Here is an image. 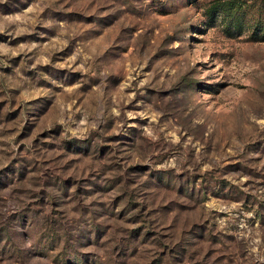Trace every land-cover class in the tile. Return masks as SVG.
<instances>
[{
	"label": "rangeland",
	"instance_id": "rangeland-1",
	"mask_svg": "<svg viewBox=\"0 0 264 264\" xmlns=\"http://www.w3.org/2000/svg\"><path fill=\"white\" fill-rule=\"evenodd\" d=\"M226 1L0 0V264H264V0Z\"/></svg>",
	"mask_w": 264,
	"mask_h": 264
},
{
	"label": "trees",
	"instance_id": "trees-1",
	"mask_svg": "<svg viewBox=\"0 0 264 264\" xmlns=\"http://www.w3.org/2000/svg\"><path fill=\"white\" fill-rule=\"evenodd\" d=\"M214 8L217 7V9H219L220 11H222L225 15V17H228L229 19V23L231 22V19L234 18L235 21V26L236 27H241L242 25V17H241V13L237 14V12L235 10H237L240 7V4L238 1L236 0H230V1H226V2H214L213 3ZM237 5V6H236ZM254 23V22H253ZM259 22L254 23L252 25H258ZM257 29L255 30V32H253L252 35H254L256 33Z\"/></svg>",
	"mask_w": 264,
	"mask_h": 264
}]
</instances>
